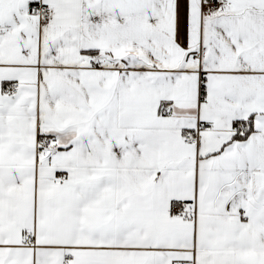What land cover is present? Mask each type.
<instances>
[{"label": "snow or ice", "instance_id": "snow-or-ice-1", "mask_svg": "<svg viewBox=\"0 0 264 264\" xmlns=\"http://www.w3.org/2000/svg\"><path fill=\"white\" fill-rule=\"evenodd\" d=\"M0 264H264V0H0Z\"/></svg>", "mask_w": 264, "mask_h": 264}]
</instances>
